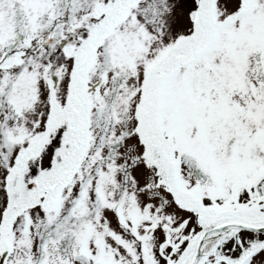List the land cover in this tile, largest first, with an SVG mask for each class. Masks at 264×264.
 Returning <instances> with one entry per match:
<instances>
[{"label": "snow or ice", "instance_id": "1", "mask_svg": "<svg viewBox=\"0 0 264 264\" xmlns=\"http://www.w3.org/2000/svg\"><path fill=\"white\" fill-rule=\"evenodd\" d=\"M0 264H264V0H0Z\"/></svg>", "mask_w": 264, "mask_h": 264}]
</instances>
